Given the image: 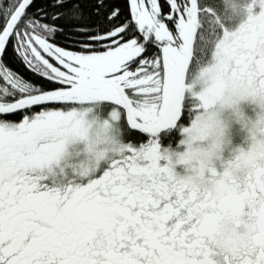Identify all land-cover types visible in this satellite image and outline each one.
<instances>
[{
  "label": "snow or ice",
  "instance_id": "obj_1",
  "mask_svg": "<svg viewBox=\"0 0 264 264\" xmlns=\"http://www.w3.org/2000/svg\"><path fill=\"white\" fill-rule=\"evenodd\" d=\"M257 91L264 0H0V264H264L256 144L230 206L187 192L171 151L241 133ZM97 109L111 148L69 167Z\"/></svg>",
  "mask_w": 264,
  "mask_h": 264
},
{
  "label": "clouds",
  "instance_id": "obj_2",
  "mask_svg": "<svg viewBox=\"0 0 264 264\" xmlns=\"http://www.w3.org/2000/svg\"><path fill=\"white\" fill-rule=\"evenodd\" d=\"M235 2L242 7L245 0ZM218 75L219 73L213 69L211 58L209 62L196 67L193 78L198 86L197 90H202L214 76ZM189 83H193V80ZM227 99L228 92L225 90V101ZM238 103L249 121L241 132L239 142H234L231 135L223 142L209 140L207 143L194 144L191 148L187 145L181 148L178 144L176 148L171 149L177 154L172 160L173 169L176 176L186 178L187 192L203 193L207 196L216 193L221 187L231 192L238 190L239 178L248 176L250 168L257 163L246 155V146L249 148L252 146L250 141L256 144L258 153L264 158V93L257 91L254 95L240 98ZM222 111L227 113V109ZM80 120L76 133L68 139L71 149L66 163L69 167L83 164L86 170L92 171L95 170L96 153L110 150V140L116 134L112 122L108 121L107 115L100 109L83 115ZM252 128L256 131H251ZM108 155H111L110 151ZM206 170L211 175L206 176Z\"/></svg>",
  "mask_w": 264,
  "mask_h": 264
},
{
  "label": "flooded vegetation",
  "instance_id": "obj_3",
  "mask_svg": "<svg viewBox=\"0 0 264 264\" xmlns=\"http://www.w3.org/2000/svg\"><path fill=\"white\" fill-rule=\"evenodd\" d=\"M177 167H179V166H177ZM218 192H219V197H220L221 202L225 206H230L231 200H232V196H233V192L227 191L223 187L219 188Z\"/></svg>",
  "mask_w": 264,
  "mask_h": 264
},
{
  "label": "rangeland",
  "instance_id": "obj_4",
  "mask_svg": "<svg viewBox=\"0 0 264 264\" xmlns=\"http://www.w3.org/2000/svg\"><path fill=\"white\" fill-rule=\"evenodd\" d=\"M193 74H189V80H191ZM225 118H227V113H225ZM238 128V125H233V139L234 142H239L241 139V133H239L238 131H236V129Z\"/></svg>",
  "mask_w": 264,
  "mask_h": 264
},
{
  "label": "trees",
  "instance_id": "obj_5",
  "mask_svg": "<svg viewBox=\"0 0 264 264\" xmlns=\"http://www.w3.org/2000/svg\"><path fill=\"white\" fill-rule=\"evenodd\" d=\"M195 68H196V65L194 64V65H193V67L191 68V70H190L189 74H193V72H194ZM133 139H134V140H137L138 138H136V137H133Z\"/></svg>",
  "mask_w": 264,
  "mask_h": 264
}]
</instances>
